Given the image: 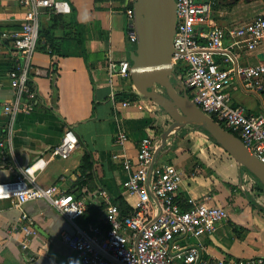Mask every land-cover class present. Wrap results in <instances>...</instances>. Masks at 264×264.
Wrapping results in <instances>:
<instances>
[{
  "label": "crops",
  "instance_id": "0c3cea01",
  "mask_svg": "<svg viewBox=\"0 0 264 264\" xmlns=\"http://www.w3.org/2000/svg\"><path fill=\"white\" fill-rule=\"evenodd\" d=\"M57 1L66 3L69 13L52 15L43 11L39 31L51 34L60 52L50 57L46 41L38 39L40 44L27 66L11 42L1 38L3 33L21 28L26 10L19 0H0V182L13 180L42 159L45 167L35 174L36 184L43 188L57 186L65 194L84 198L88 209L76 225L87 230L93 226L88 222L91 214L101 204L104 208L97 223L103 221L105 206L100 191H107L112 202L126 204L122 185L127 174L120 156L135 158L140 140L146 137L158 142L156 153L164 138L165 145L154 156V164L173 165L183 173L177 194L180 205L185 208L187 200L207 197L210 205L224 208L229 215L206 240L209 252L237 258L264 257V218L255 202L263 194L248 190L240 182L241 177L249 185L257 180L199 131L183 132L184 128L177 135L165 136L175 123L153 102L138 96L130 80L109 85L107 64L129 62L128 53L134 46L128 38L126 2ZM72 9L82 44L73 37L78 27L69 26ZM212 13L215 25L228 26L264 16V5L261 0H218ZM57 15L63 16L65 28L62 23L52 28V16ZM262 52L264 45L242 56L239 65L261 64L257 55ZM15 66L26 68L36 100L27 111L8 117L4 105L15 97L8 74ZM178 76H174L176 82ZM176 90L183 92L180 86ZM112 92L130 96L131 106L122 108L119 100H111ZM231 96L234 104L244 107L247 113L264 114V95L237 87ZM22 104L27 105V100L23 99ZM67 130L75 134L79 147L66 160L50 159L51 150ZM121 132L128 135L123 146L116 144ZM86 155L91 162L90 173L85 169L87 164L83 166ZM22 211L32 220L34 231L26 249L22 248L24 237L17 228L20 210L0 202V264H80L76 254L61 241V234H73L74 227L48 202H28Z\"/></svg>",
  "mask_w": 264,
  "mask_h": 264
},
{
  "label": "built area",
  "instance_id": "2783aa9c",
  "mask_svg": "<svg viewBox=\"0 0 264 264\" xmlns=\"http://www.w3.org/2000/svg\"><path fill=\"white\" fill-rule=\"evenodd\" d=\"M19 1L26 10L25 21L19 30L3 33L1 38L11 42L28 66L38 44L42 12L67 14L69 9L66 3L57 0ZM122 1L126 2L124 14L129 24L133 21L135 0ZM217 2L175 0L176 28L170 66L173 71H180L177 79L186 88L191 102L239 138L246 150L264 165V114L247 113L244 107L234 104L231 96L237 87L264 95V63L239 65L242 56L264 45V16L246 23L218 26L213 23L212 13ZM128 38L135 45V34L129 33ZM217 57L221 60L217 61ZM106 72L112 87L115 80H130L131 65L127 60L110 61ZM8 77L15 97L5 103L4 113L13 117L19 111H27L36 95L28 87L26 68L15 66ZM110 98L119 100L122 108L132 104L130 96L121 97L116 92ZM23 99L27 105L22 104ZM127 141L124 132L116 137L120 146ZM157 146V141L146 137L140 140L135 158L120 156L127 174L122 187L130 213L122 214L109 193L100 191L105 206L103 221L87 230L76 225L88 209L84 198L65 194L57 186L43 188L36 184L35 174L45 167L42 159L16 174L13 180L0 182V202H8L21 212L17 228L24 237L22 248H27L34 235L33 222L22 206L44 200L74 227L73 234H61V241L76 254L80 264H264L263 256L237 258L209 252L206 240L229 215L224 208L210 205L207 197L189 199L186 207H182L177 194L183 173L173 165L154 164ZM78 147L77 137L67 130L51 150L50 159L66 160Z\"/></svg>",
  "mask_w": 264,
  "mask_h": 264
},
{
  "label": "water",
  "instance_id": "95a60500",
  "mask_svg": "<svg viewBox=\"0 0 264 264\" xmlns=\"http://www.w3.org/2000/svg\"><path fill=\"white\" fill-rule=\"evenodd\" d=\"M133 14L128 28L137 40L128 53L130 81L140 97L153 102L175 122L165 136L177 135L189 125L202 127L264 190V165L246 150L239 138L205 116L188 98L184 85L175 81L170 66L176 28L175 0H135ZM257 59L264 63V52L258 54ZM177 86L181 87L182 94L177 92ZM164 145L163 138L155 157Z\"/></svg>",
  "mask_w": 264,
  "mask_h": 264
},
{
  "label": "trees",
  "instance_id": "16d2710c",
  "mask_svg": "<svg viewBox=\"0 0 264 264\" xmlns=\"http://www.w3.org/2000/svg\"><path fill=\"white\" fill-rule=\"evenodd\" d=\"M105 1H107V0H94V2L96 3V2H105ZM122 1V0H121ZM262 1V3H263V5H264V0H261ZM52 15H54V14H52ZM70 17V23H69V26H77L78 28H77V30H75L74 31V33H73V37L80 43V44H82L83 43V41H82V33H81V30H80V27L78 26V24H77V21H76V13H75V10L74 9H72V13H71V15L69 16ZM52 23H53V26H52V28L53 27H55V24L56 25H58L59 23H62L63 24V26H64V28H65V26H66V23L63 21V16H60V15H57V16H52ZM68 36H70V35H68ZM45 40L46 41V48H47V52L49 53V55H50V57H55V56H57L58 54H59V52H60V47H59V45L57 44V40L55 39V38H53V36L51 35V34H49V33H43V32H40L39 31V40ZM39 40H38V43H39ZM40 44V43H39ZM130 63V62H129ZM131 65V64H130ZM28 87H29V89L30 90H32V86L30 85V83H29V81H28ZM125 97V96H124ZM199 131V132H201V133H203V134H205V135H207L208 137H209V135L207 134V132L202 128V127H199V126H196V125H189V126H187L184 130H183V132H185V131ZM217 146H219L211 137H209ZM219 147H221V146H219ZM222 148V147H221ZM84 165L83 166H85L86 164V171L87 172H91V170H92V168H91V162H90V159H89V156L88 155H86V157H84ZM258 184H259V186L257 187V192H259V193H261V194H263L264 193V190H263V187H262V185L259 183V182H257ZM264 195V194H263ZM244 196L248 199V201L250 202V203H252V199L249 197V195H247V194H244ZM79 198V197H78ZM113 204H116L117 206H119V208L121 209V211H122V214H124V215H126V214H128V213H130V209H129V207H127V205L125 204V203H114V202H112ZM104 207L102 206V204H101V207L99 206V208H97L96 209V211H94L92 214H91V217L89 218V223L91 224V225H96V224H98L97 223V217L100 215V213H101V211H102V209H103ZM91 213V212H90Z\"/></svg>",
  "mask_w": 264,
  "mask_h": 264
},
{
  "label": "rangeland",
  "instance_id": "374dc122",
  "mask_svg": "<svg viewBox=\"0 0 264 264\" xmlns=\"http://www.w3.org/2000/svg\"><path fill=\"white\" fill-rule=\"evenodd\" d=\"M249 65H247V66H254L252 63H248ZM182 67V66H181ZM180 67V68H181ZM180 75V71H178V69H175L174 70V75ZM118 81L117 80H115L113 83L114 84H116ZM178 82H180V81H178ZM175 122L174 121H172V124H174ZM240 182L244 185V186H246L247 185V189L248 190H250L251 188H253L254 189V191H256L257 190V187L259 186V184L257 183V182H255V183H253L252 185H249L248 184V182H247V180L246 179H243L242 177H241V179H240ZM264 194V193H263ZM254 196H256V195H254ZM258 198V197H257ZM255 202H257V206H260V208H261V214H262V216H263V218H264V195H262L261 197H260V199L258 200V199H256V201ZM260 204V205H259Z\"/></svg>",
  "mask_w": 264,
  "mask_h": 264
},
{
  "label": "clouds",
  "instance_id": "9594fccd",
  "mask_svg": "<svg viewBox=\"0 0 264 264\" xmlns=\"http://www.w3.org/2000/svg\"><path fill=\"white\" fill-rule=\"evenodd\" d=\"M71 264H74V262H71Z\"/></svg>",
  "mask_w": 264,
  "mask_h": 264
}]
</instances>
